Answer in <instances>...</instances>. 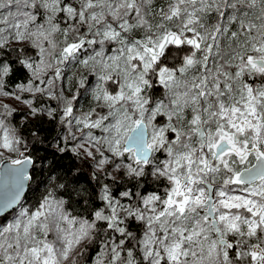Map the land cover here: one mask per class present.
I'll return each mask as SVG.
<instances>
[{
	"label": "snow or ice",
	"instance_id": "1",
	"mask_svg": "<svg viewBox=\"0 0 264 264\" xmlns=\"http://www.w3.org/2000/svg\"><path fill=\"white\" fill-rule=\"evenodd\" d=\"M0 96L92 162L0 104V264H264V0H0Z\"/></svg>",
	"mask_w": 264,
	"mask_h": 264
},
{
	"label": "trees",
	"instance_id": "2",
	"mask_svg": "<svg viewBox=\"0 0 264 264\" xmlns=\"http://www.w3.org/2000/svg\"><path fill=\"white\" fill-rule=\"evenodd\" d=\"M24 77L20 76L19 80H23ZM19 80H13L10 84L6 85L5 90L11 91L15 83ZM24 97H28L27 93L22 94ZM9 97L0 96V104H7L11 108H15L16 111L8 119L16 125L24 133L26 138L31 142V147L29 149L32 158L35 160L31 175V188L32 200L35 201V197L38 194L37 189L41 187L48 176L54 171L58 170L59 174L63 175L70 171L79 170L80 178L87 185L88 174L92 170L90 168L91 161L86 158H78L71 152H59L56 147L57 144H62L64 142V136L66 135V129L64 126L58 123V120L49 119L47 116H28L27 119L23 117L29 111L27 106L22 101H17L12 99V102H8ZM46 103L52 104L55 107L54 101H47ZM84 101L81 100L83 105ZM35 131L38 133L39 140L42 143H38L33 140L31 133ZM69 141V147L72 146Z\"/></svg>",
	"mask_w": 264,
	"mask_h": 264
},
{
	"label": "water",
	"instance_id": "3",
	"mask_svg": "<svg viewBox=\"0 0 264 264\" xmlns=\"http://www.w3.org/2000/svg\"><path fill=\"white\" fill-rule=\"evenodd\" d=\"M33 166H34V165L29 166V173H30V175H31V172H32ZM31 177H32V175H31ZM31 181H32V179H31ZM31 181H29L30 184H31Z\"/></svg>",
	"mask_w": 264,
	"mask_h": 264
},
{
	"label": "rangeland",
	"instance_id": "4",
	"mask_svg": "<svg viewBox=\"0 0 264 264\" xmlns=\"http://www.w3.org/2000/svg\"><path fill=\"white\" fill-rule=\"evenodd\" d=\"M13 100L12 99H8V102H12Z\"/></svg>",
	"mask_w": 264,
	"mask_h": 264
}]
</instances>
